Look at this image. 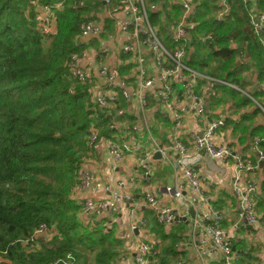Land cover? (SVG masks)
<instances>
[{
    "label": "crops",
    "instance_id": "obj_1",
    "mask_svg": "<svg viewBox=\"0 0 264 264\" xmlns=\"http://www.w3.org/2000/svg\"><path fill=\"white\" fill-rule=\"evenodd\" d=\"M84 1V6L86 2L92 5L90 13L93 16L92 19L97 21L101 33L98 36L83 38L87 43L83 51L87 50L89 54L88 57L81 59L80 65L95 75L101 56L118 79L126 80L128 88H137L139 77L134 66L136 61L122 50L126 43L131 42L130 37L119 30L102 0ZM230 1V16L219 21L216 18L219 13V0H196V27L190 31L186 46L185 61L188 65L195 50V45L190 44L192 38H195L197 43L212 39L213 32L210 31L209 24H203L204 20L212 18L219 25L236 20L233 5L234 2L239 3V0L238 2ZM249 2L250 7L262 10L257 0H249ZM151 4L156 6L150 8L151 13L159 14L153 20L150 13V20L159 31L162 40L171 48L174 41L170 37V27L176 26L181 20L182 6L177 0H160ZM246 23L250 27L248 20ZM250 29L253 31L251 27ZM253 34L259 41L254 31ZM246 44L245 42V46L242 47L239 37L231 36L228 39L229 48L235 52V62L238 66L236 72L242 79V84L227 80L226 73H224L225 76L213 75L207 70H197L189 65L201 74L225 79L238 88L217 84L214 86L217 91L215 97L212 95L209 81L204 76L193 78L191 74L186 73L177 75L173 79L175 106L178 112L182 113L180 122L176 123L173 117L166 116L164 105L152 94H149L145 108H142L137 98L121 97L119 106L124 110V116H117L111 110L106 112L111 121L99 127L98 139L89 148L88 154L82 158L80 164L81 168L92 173L91 186L85 190L74 191L78 181L77 170V180L73 186L72 195L81 205L79 215L83 223L107 235L104 246L108 247L113 254L110 264H135V253L140 240L151 244L158 264H174L178 259L183 260L184 264H204L205 262L222 264L220 258L211 254L201 257L197 245L192 242L194 217H200L202 213L208 212L209 206L223 213L222 227L233 244L237 264H264V165L260 167L259 164L264 148L261 147V140L257 143L258 138L264 136V116L261 115L262 110L264 111V79H261L252 61L251 49L248 50ZM103 47L109 50L102 56L99 51ZM215 47L220 46L216 44ZM143 52L149 62L146 68L147 74L153 76L155 69L150 54L146 50ZM211 68L215 70L214 67ZM188 83H192L195 91L206 100L204 115L196 116L190 112H182L183 106L189 103L186 88ZM99 85H103L102 80L98 81L94 91L91 89L92 99ZM236 91L241 92L248 100ZM149 93H152V90H149ZM218 117L225 119V125L217 131V144L228 146L232 152L242 155L246 160L257 165L255 173L250 176L258 185L255 203L260 219L259 224H247L240 219L238 201L234 193L236 175L239 174L241 182L244 183L245 179L249 178V173L238 171L233 157H212L207 152L198 150L192 141L191 136L201 135L208 123ZM176 128L179 138L187 146L185 158L195 162L197 171L211 180L214 185L209 192L208 202L200 199L198 208L185 206L183 198H175L168 190L182 186L184 197L191 194L184 172L173 165V162L180 157L174 146ZM110 140L117 142L125 140L129 146L140 144L141 150L128 152L124 160L116 162L109 153ZM162 147L166 148V152L158 150ZM144 151L152 153L147 159L148 168L146 169L140 162ZM97 184H101V187H97ZM114 191L128 193L132 200L115 202L101 214L84 212L85 200L111 201ZM147 193L156 196L164 205L171 206L177 212V218L187 217V220L179 218L172 224L160 222L156 212L147 202ZM190 207H193L195 211L193 217ZM133 223H137L136 229H133ZM47 235V232L40 234L43 239H46ZM173 239H175L174 243ZM98 251L89 252L88 261L87 258H79L76 253L75 255L79 264H95Z\"/></svg>",
    "mask_w": 264,
    "mask_h": 264
},
{
    "label": "trees",
    "instance_id": "obj_2",
    "mask_svg": "<svg viewBox=\"0 0 264 264\" xmlns=\"http://www.w3.org/2000/svg\"><path fill=\"white\" fill-rule=\"evenodd\" d=\"M55 1L64 6L57 12L55 33L47 36L30 0H0V264H49L69 251L80 258L79 249L99 250L95 264H110L113 256L104 246L107 235L80 219L81 205L72 195L89 151L91 126L111 121L107 113L94 110L90 85L74 79L68 65L87 46L80 25L93 18L92 5L75 7L79 0L39 4ZM257 1L264 10V0ZM243 5L234 2L236 20L227 24L203 21L212 39L197 43L192 38L189 65L213 75L226 73L227 80L241 83L235 52L228 46L234 36L242 47L247 43L264 79V49L247 26ZM158 14L151 13L153 20ZM223 55L224 63L212 65ZM260 144L264 148V136ZM42 224L49 228L46 239L35 234Z\"/></svg>",
    "mask_w": 264,
    "mask_h": 264
},
{
    "label": "built area",
    "instance_id": "obj_3",
    "mask_svg": "<svg viewBox=\"0 0 264 264\" xmlns=\"http://www.w3.org/2000/svg\"><path fill=\"white\" fill-rule=\"evenodd\" d=\"M102 1L105 3L111 17L116 21L119 30L131 39V42L126 43L122 50L125 54H130L131 58L136 61L139 80L137 88H131L130 91L126 80L118 79L107 61L101 56L98 60L97 73L93 75L89 69L80 65L81 59L88 57L89 52L85 50L81 54H73L68 65L70 74L74 79L81 83L89 84L93 91L98 81L102 80L103 85H99L95 89V95L92 99L94 104H96L94 110L100 109L104 113L111 110L117 116H124V110L119 106L121 97L125 99L137 98L142 108H145L148 104V96L152 94L164 105L165 115L173 117L177 123L182 119V113L178 112L175 106L176 96L174 94L173 79L177 75L189 73L193 78L206 77L209 81L212 95L215 97L217 96V91L214 86L217 84L238 88L225 79L197 72L185 61L187 56V38L190 31L196 27V0H177L182 6L183 16L176 26L170 27V37L174 41V45L171 48L162 40L159 31L150 20V8H155L154 4H148V0ZM242 1L248 23L258 36L260 44L264 49V11L259 8L250 7L249 0ZM30 4L38 8L35 18L41 31L47 36L55 33L57 12L63 8L64 3L62 1H55L40 5L39 0H30ZM84 4V0H79L75 7H84ZM218 12L216 18L219 21H223L230 16L231 1L219 0ZM100 33L101 30L98 27L97 21L92 18L82 22L80 25V38L98 36ZM108 50L107 47H103L99 51V54L103 56L107 54ZM145 50L148 51L153 62L155 69L153 76L147 74L146 68L149 62L143 52ZM186 88L189 103L183 106L182 112H190L196 116L204 115L206 100L195 91L192 83H188ZM149 90H152V93H149ZM224 125L225 119L223 117L215 118L208 123L201 135L191 136L192 141L198 150H203L212 157H233L236 161V169L249 173V178H246L244 183L241 182V176L239 174L236 175L234 193L238 201L240 219L247 224H259L260 219L255 203L258 185L250 176V174L255 173L257 165L250 160H246L242 155L232 152L228 146L217 144V131ZM98 129L96 125H92L90 128L89 148L98 139ZM260 140L261 138H258L257 143ZM174 146L179 152L180 157L173 162V165L175 168H181L184 172L187 184L191 188V194L188 197H184L182 195V186L168 190L175 198H183L185 206L198 208L200 199L208 202L209 192L214 187L213 182L197 171L195 162L188 161L185 158L187 146L179 138L177 128L174 130ZM165 149L164 147L158 148L161 152H166ZM140 150V144L129 146L125 140L120 142L110 140L109 142V153L116 162L124 160L128 152H138ZM150 154L152 153L144 151L141 155L140 162L145 169L148 168L147 159ZM260 159H264L263 153H261ZM92 181V173L79 167L78 181L74 186V191L90 188ZM97 187H101V184H97ZM146 199L156 212L160 222L172 224L180 218H177V212L171 206L164 205L153 194L147 193ZM129 200L131 201L132 198L128 193L114 191L111 201L85 200L83 210L91 214H101L114 205L115 202ZM131 213L134 215V211ZM222 219V211L214 209L211 206H209L208 212L202 213L200 217H194L192 223V242L197 245L201 257L211 254L220 258L222 264H237V256L231 240L227 237L225 229L222 227ZM132 227L136 229L137 223H133ZM48 231L49 228L45 224H42L35 234ZM49 264H79V262L75 253L69 251L62 258ZM135 264H158V259L150 243L142 240L138 242L135 253ZM174 264H184V262L178 259ZM204 264L209 263L205 262Z\"/></svg>",
    "mask_w": 264,
    "mask_h": 264
},
{
    "label": "rangeland",
    "instance_id": "obj_4",
    "mask_svg": "<svg viewBox=\"0 0 264 264\" xmlns=\"http://www.w3.org/2000/svg\"><path fill=\"white\" fill-rule=\"evenodd\" d=\"M160 0H148V4L149 3H157V2H159ZM150 13H151V10H150ZM227 60V58L225 57V55H223V56H220V57H215V58H213L212 59V63H213V65H215V64H217V61H219L221 64L222 63H224L225 61ZM214 62H215V64H214ZM135 66V68H136V70L138 69L137 68V65H134ZM129 90L131 91V89L129 88ZM238 98V100H239V97H237ZM261 115L262 116H264V111L262 110V112H261ZM174 241H175V239H173V243H174ZM171 244H172V242H171ZM80 250V253H81V257H86L87 259V261L89 260V252L88 251H85V249H79Z\"/></svg>",
    "mask_w": 264,
    "mask_h": 264
},
{
    "label": "water",
    "instance_id": "obj_5",
    "mask_svg": "<svg viewBox=\"0 0 264 264\" xmlns=\"http://www.w3.org/2000/svg\"><path fill=\"white\" fill-rule=\"evenodd\" d=\"M236 2H238V0H235ZM259 164H260V167H263L264 165V159L260 160L259 161ZM190 213L192 215V217L195 215V211H194V208L193 207H190ZM181 220H187V217H181L180 218Z\"/></svg>",
    "mask_w": 264,
    "mask_h": 264
}]
</instances>
